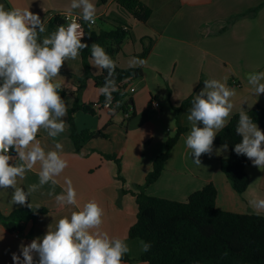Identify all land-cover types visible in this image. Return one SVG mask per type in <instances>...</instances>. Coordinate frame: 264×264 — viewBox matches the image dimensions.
Here are the masks:
<instances>
[{
    "label": "crops",
    "instance_id": "crops-1",
    "mask_svg": "<svg viewBox=\"0 0 264 264\" xmlns=\"http://www.w3.org/2000/svg\"><path fill=\"white\" fill-rule=\"evenodd\" d=\"M152 10L146 23L138 22L122 11L116 0H92L97 10L96 32L111 31L113 18H122L129 26L130 37L115 57V63L123 68H141L144 76L129 81L125 88V100L116 112L101 109L95 115L78 111L75 122L79 131L104 129L107 138L88 141L79 153L70 139L69 114L64 118L66 131L55 138L63 144V155L68 161L58 183L46 184L32 193L28 203L48 210L35 220L24 223L18 231H9L0 223V264H13L12 254L20 255V245H28L35 238H42L49 229L54 230L58 220L77 210L74 206H59L55 195L61 194L64 178L69 177L77 191L78 202L83 205L95 199L104 209L103 229L111 236L124 239L130 248L125 254L138 260L141 239H130V228L137 221V185L145 183L155 158L165 151L167 140L179 127L187 128L173 148L165 169L156 183L147 189L149 195L178 202H186L196 191L206 185H215L218 191L216 206L219 210L247 214L256 213L249 205L253 198L264 199V168L252 165L247 168L250 178L248 189L238 193L221 171L220 159L230 154L228 148L213 143V151L200 157V165L193 162L192 150L186 145V137L192 124L184 108L176 112L185 100L194 97L205 87L204 81L217 79L236 90L232 98L234 108L231 117L243 108L251 111L264 108V94L256 96L247 81V74L264 71V0H140ZM5 9L28 8L39 14L51 34L50 25L55 16L67 10L71 0H0ZM260 7V8H259ZM259 8L257 12L252 10ZM80 10H74L78 13ZM148 50L145 59L141 57ZM133 57L143 59V65L129 67ZM90 63L91 76H86L82 56L68 60L61 69L63 86L61 96L69 108L76 100L85 105H99L101 96L94 77L101 69ZM264 82V81H262ZM159 107L154 108L153 102ZM128 103L130 106H126ZM122 106V107H121ZM136 116L127 120L125 114ZM159 120V123L156 121ZM141 119V121H139ZM153 119V120H152ZM143 120H147L146 123ZM228 124V123H227ZM260 128V125L257 124ZM163 126H166L164 131ZM198 126L203 127L202 124ZM143 135L145 146L131 135ZM38 139L46 150L53 148V138L41 130ZM148 138V139H147ZM15 156V152H12ZM106 156H115L118 165ZM18 162V161H17ZM39 165L18 178L17 186L25 191L31 184H38ZM53 195L48 193L53 191ZM122 190L125 192L122 193ZM13 189L0 188V211L10 215L25 208L11 203ZM260 215H264L261 212ZM22 259V257H21ZM34 260L38 257L34 255ZM124 264H146L142 261Z\"/></svg>",
    "mask_w": 264,
    "mask_h": 264
},
{
    "label": "clouds",
    "instance_id": "clouds-1",
    "mask_svg": "<svg viewBox=\"0 0 264 264\" xmlns=\"http://www.w3.org/2000/svg\"><path fill=\"white\" fill-rule=\"evenodd\" d=\"M77 9L80 11L75 13ZM74 14L89 27L96 23L97 10L92 0H71L65 16ZM45 31V22L39 14L21 7L6 10L0 4V188L13 189L11 203L29 208L30 195L46 184L55 186L68 167L63 144L55 139L66 131L64 118L69 108L60 94L63 86L60 73L66 61L76 60L81 50L89 47L83 42L85 34L77 20L59 25L50 35L41 37ZM91 63L107 71L98 92L105 96L108 107L113 101L112 94L119 90L116 63L96 43L91 45ZM144 63L143 59L133 57L129 67ZM247 81L256 96L264 94V71L248 73ZM204 85L187 116L192 127L186 145L197 165L203 154L212 153L218 132L229 122L234 108L232 98L236 96V90L229 88L226 80H205ZM41 130L53 138V148L46 150L42 146L37 138ZM235 132L242 139L235 144L234 152L246 156L254 167L264 168V131L243 108ZM36 165H39L38 184L29 185L27 191L18 187V178L24 179L26 172ZM53 192L54 189L48 195ZM55 202L77 210L60 218L54 230L49 226L42 238H35L28 245L22 243L20 255L12 254L13 264H124L130 248L124 239L103 229L104 209L95 199L81 205L71 178L65 177L63 191L55 195ZM249 205L257 215L264 212V199L253 198ZM140 243L142 252L150 250L151 244ZM34 255L38 260H34Z\"/></svg>",
    "mask_w": 264,
    "mask_h": 264
},
{
    "label": "trees",
    "instance_id": "trees-1",
    "mask_svg": "<svg viewBox=\"0 0 264 264\" xmlns=\"http://www.w3.org/2000/svg\"><path fill=\"white\" fill-rule=\"evenodd\" d=\"M103 3L104 0H101ZM120 9L133 16L138 22L146 23L152 10L140 0H116ZM260 8V7H259ZM259 8L252 10L257 12ZM59 19L55 17L50 25L51 33L59 26ZM111 31L96 33L86 24L83 42L89 45L81 50L86 76H91V45H101L114 60L115 55L121 51L122 45L130 37L129 26L122 18H113ZM128 27V31L124 27ZM148 50L145 49L141 57L145 59ZM116 85L118 91L114 92L111 109L118 110L119 105L125 100V88L132 79L144 76L141 68L123 69L116 64ZM107 71L101 69V74L94 77L96 87L104 84ZM194 97L185 100L179 107L191 108ZM101 103H105V96H101ZM126 106H130L126 103ZM93 105H85L76 100L69 114V136L75 151L79 153L88 141L98 138H107L104 129L99 131H79L75 122V114L83 111L92 115L96 114ZM122 107V106H121ZM253 121L260 125L264 131V108L258 107L248 111ZM136 116L133 112L127 120ZM239 113L233 115L224 129L218 132L214 144L227 145L230 154L227 158L220 159L221 171L226 175L233 188L240 194L244 193L249 185L250 178L247 168L250 160L244 155L234 152L235 144L242 139L236 132ZM187 128L179 127L176 134L166 143V149L159 154L152 165L143 185H137L136 193L138 214L136 223L129 230L130 239H141L151 244L148 252H143L138 260H133L127 255L124 262L142 261L146 264H264V215L256 213L239 214L219 210L216 206L218 191L213 184L206 185L194 192L186 202H178L159 198L147 193V189L156 183L162 175L171 151L177 145ZM115 160L118 165L117 177L120 176V164L115 156H106ZM125 191L122 190V193ZM44 207L33 206L20 208L10 215L0 211V223L9 231H18L21 226L38 216L46 214Z\"/></svg>",
    "mask_w": 264,
    "mask_h": 264
},
{
    "label": "built area",
    "instance_id": "built-area-1",
    "mask_svg": "<svg viewBox=\"0 0 264 264\" xmlns=\"http://www.w3.org/2000/svg\"><path fill=\"white\" fill-rule=\"evenodd\" d=\"M65 12L66 11H64V12H60L59 14H57L55 17H58V19H59V24L60 25H67V23H69L70 21H72V20H77V22L78 23H80L81 24V26H82V28H83V31H84V34H85V30H86V24H88L87 22H85V21H83L82 19H79L78 17H77V15H72V16H70V17H67V16H65ZM76 13V12H75ZM89 25V24H88ZM124 29L126 30V31H128L129 29H128V27H124ZM112 105V104H111ZM111 105L110 106H108V107H106L105 106V103H102V104H99V105H94L92 108L94 109V110H96V111H100L101 109H106V110H111ZM153 106H154V108H157V107H159V103L156 101V102H153ZM126 115V118H129L130 117V115L127 113V114H125Z\"/></svg>",
    "mask_w": 264,
    "mask_h": 264
},
{
    "label": "rangeland",
    "instance_id": "rangeland-1",
    "mask_svg": "<svg viewBox=\"0 0 264 264\" xmlns=\"http://www.w3.org/2000/svg\"><path fill=\"white\" fill-rule=\"evenodd\" d=\"M99 1V3L100 4H102L103 5V3L101 2V0H98ZM51 32V31H50ZM91 67H92V65H91ZM153 120V119H152ZM139 121H141V119H139ZM145 123H146V121L147 120H143ZM153 121H156L157 123H159V120H156V118L153 120ZM163 129H164V131L166 130V126H163ZM175 135V134H174ZM130 139L131 140H129V144H131V141H137L138 140V142L140 143H142L144 146H145V142H146V140H143V135H141V136H139V135H135V134H132L131 135V137H130ZM148 139V138H147Z\"/></svg>",
    "mask_w": 264,
    "mask_h": 264
},
{
    "label": "water",
    "instance_id": "water-1",
    "mask_svg": "<svg viewBox=\"0 0 264 264\" xmlns=\"http://www.w3.org/2000/svg\"><path fill=\"white\" fill-rule=\"evenodd\" d=\"M0 4H2V3L0 2Z\"/></svg>",
    "mask_w": 264,
    "mask_h": 264
}]
</instances>
